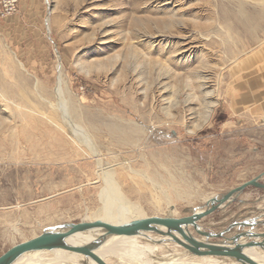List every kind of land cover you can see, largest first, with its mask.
Wrapping results in <instances>:
<instances>
[{
	"label": "rangeland",
	"instance_id": "obj_1",
	"mask_svg": "<svg viewBox=\"0 0 264 264\" xmlns=\"http://www.w3.org/2000/svg\"><path fill=\"white\" fill-rule=\"evenodd\" d=\"M19 1L0 20V256L94 219L84 139L144 217H182L264 172V0ZM156 245L138 237L133 264H160L171 251Z\"/></svg>",
	"mask_w": 264,
	"mask_h": 264
},
{
	"label": "water",
	"instance_id": "obj_2",
	"mask_svg": "<svg viewBox=\"0 0 264 264\" xmlns=\"http://www.w3.org/2000/svg\"><path fill=\"white\" fill-rule=\"evenodd\" d=\"M263 178L264 172L222 195L210 198L199 209L184 211V216L179 218L171 215V207L164 217L137 218L118 225L100 220L59 224L8 249L0 256V264H13L27 253L54 250L80 256L84 264H106L95 255V251L106 240L117 236L148 238V235L158 238L157 242L173 244L182 249L184 255L229 260L233 264H257L245 254V250L259 248L264 251V208H255L264 201V184L261 183ZM249 188L263 193L262 197L251 203L253 208L238 214L237 218L217 233L202 230L200 223L205 218L218 211H225L234 203L244 205L238 200ZM244 214L247 215L243 216ZM241 216L243 217L240 218ZM94 230L101 232L85 245L73 246L67 243V239L76 233Z\"/></svg>",
	"mask_w": 264,
	"mask_h": 264
},
{
	"label": "bare ground",
	"instance_id": "obj_3",
	"mask_svg": "<svg viewBox=\"0 0 264 264\" xmlns=\"http://www.w3.org/2000/svg\"><path fill=\"white\" fill-rule=\"evenodd\" d=\"M209 114L210 111L207 117H209ZM109 133L114 134L115 137L117 136L116 140L120 141L121 142L120 144L129 143L130 145V137H131L130 131L129 132L122 131L117 133L111 130ZM84 140L86 141L85 147L84 145H82L83 143L79 141L81 144L78 147V150L82 152V154L88 155V157L95 158V162L98 167L97 168L98 170L96 171V176L97 179L101 180L102 181L101 183L103 184V187L100 189L98 193V200L100 203L99 204L100 207L97 209L94 215H91L94 217V219L88 220L87 222L100 220L109 223L111 225H118V224L126 223L133 219L143 218L144 215L140 211V209L123 197L122 193L119 191L118 186L112 180V175H110V173H108L109 171H107V169L103 167L101 163L100 155L97 153V151L92 147V145L86 139ZM81 145L85 148V150L83 151L80 150V147H82ZM171 215L173 216V214ZM100 232L101 231L99 230H94L92 232L76 233L67 239V243L73 246H82L92 241L96 235H99ZM146 237H148L147 238L148 242H152L155 244L158 243L161 245V247L156 245L157 246L156 248L158 249L164 248L162 246H164L165 243L157 242L159 241L158 238L151 235H148ZM137 244H138V237H126V236L111 237L108 240H106L97 251H95V255H97L106 264H113L110 259L111 258L114 259V257H116L119 264H133L132 260L133 259L137 260L139 258H142L141 254H143L142 253L143 249L142 251L141 249H138ZM168 246L169 247L166 246V248L169 249L171 253L170 254L168 253V255L161 257L163 260L161 261L160 264H233L229 260L217 259L212 257L198 258V257L188 256L186 254L184 255L182 251L179 252L176 248H174L176 246L171 244H169ZM139 252L141 253L139 254ZM177 253L179 254V257L174 255ZM131 254L132 255L136 254V257L133 256L132 258L131 256L128 258V255L130 256ZM245 254L255 263L264 264L263 250L259 248H250L245 250ZM88 263L94 264L93 262H88ZM141 263L142 262L140 261V264ZM13 264H84V262L80 256L71 254L66 251L54 250L52 252L40 251V252L24 254L21 257H19Z\"/></svg>",
	"mask_w": 264,
	"mask_h": 264
},
{
	"label": "crops",
	"instance_id": "obj_4",
	"mask_svg": "<svg viewBox=\"0 0 264 264\" xmlns=\"http://www.w3.org/2000/svg\"><path fill=\"white\" fill-rule=\"evenodd\" d=\"M19 5H20V1L18 0L16 6L19 7ZM6 22L7 20L0 23V30H4V32L6 31V28H7ZM261 183L264 184V178L261 180ZM248 191H250L251 194H247ZM262 194L263 193L258 190H255L252 188L247 189L244 195L238 200L240 202H243L244 205H239L238 203H234L235 206L232 204L230 207H228L225 211L222 212L223 214H225V217L222 219L221 224H223V226L220 227V230H222L223 227L225 228L227 224L231 223L235 218H237L238 214H241L246 209H251L252 208L251 203H253L256 199H258V197H262ZM249 196L254 197V200L253 201L249 200L248 199ZM262 203H264V201L261 202L260 205ZM260 205L255 206V208H258V207L262 208ZM246 215L247 214H244L243 216H246ZM243 216H241L240 218H242ZM260 231H263V229H261Z\"/></svg>",
	"mask_w": 264,
	"mask_h": 264
},
{
	"label": "built area",
	"instance_id": "obj_5",
	"mask_svg": "<svg viewBox=\"0 0 264 264\" xmlns=\"http://www.w3.org/2000/svg\"><path fill=\"white\" fill-rule=\"evenodd\" d=\"M18 0H0V20L14 15Z\"/></svg>",
	"mask_w": 264,
	"mask_h": 264
}]
</instances>
